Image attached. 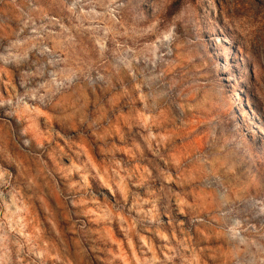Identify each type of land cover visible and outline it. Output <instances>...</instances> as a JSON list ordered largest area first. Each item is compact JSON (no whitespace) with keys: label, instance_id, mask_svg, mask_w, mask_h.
<instances>
[{"label":"clouds","instance_id":"1","mask_svg":"<svg viewBox=\"0 0 264 264\" xmlns=\"http://www.w3.org/2000/svg\"><path fill=\"white\" fill-rule=\"evenodd\" d=\"M0 264H264V0H0Z\"/></svg>","mask_w":264,"mask_h":264}]
</instances>
